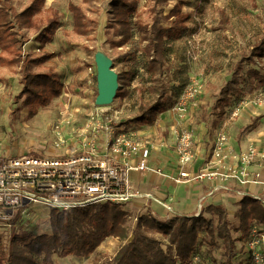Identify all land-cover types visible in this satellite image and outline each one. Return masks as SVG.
Returning <instances> with one entry per match:
<instances>
[{
	"label": "rangeland",
	"instance_id": "374dc122",
	"mask_svg": "<svg viewBox=\"0 0 264 264\" xmlns=\"http://www.w3.org/2000/svg\"><path fill=\"white\" fill-rule=\"evenodd\" d=\"M28 1L13 0L12 6L19 9ZM70 2L79 5L85 12L87 35L78 36L72 32V19L67 8ZM109 2L110 0H45L44 8H50L59 22V27L52 39L42 46L38 42L35 44V39L31 38L25 44L24 51L27 52L30 48L34 50V54H53L39 70L46 71L50 68L56 71L64 88L62 94L47 106L30 111L22 106L23 99H17L21 89L17 75L0 65V157L32 156L54 159L68 156L67 152L75 149L72 148V145L76 144L74 138L81 136L85 125L83 109L88 108L79 99L88 98L90 101H86L91 103L97 95L94 64L97 52L111 60L117 73H134L125 97H116L113 101L122 111V123L137 114L141 102L150 100L146 92H143L142 97L138 93L142 87L148 86L147 76L142 77L145 58L142 57L140 48L133 45V41L123 47L112 45L119 39L111 30L106 29L112 12ZM178 2L182 3L183 13L189 14L186 23L188 33L184 41L178 42L181 48L170 57L163 69L165 93L168 96L174 94L178 81L185 78V75L198 79L201 91L196 97L195 108L186 103L182 105V111L171 114L176 119L178 116L180 120L188 118L193 125H204L218 132L222 130L233 146L254 143L264 155V88L258 86L248 74L251 68L264 72V62L250 59L251 47L264 33V0H215L208 3L203 0H176L169 1L159 9L166 15ZM138 3L141 19L149 23L153 17L151 1L138 0ZM162 24L166 25L168 22ZM243 59L245 60L242 61ZM237 63L241 65L242 71L236 77L237 83L233 85L232 91L227 92L230 101L228 99L224 116L217 119L218 112L212 113V106L229 82ZM182 66H186V74ZM119 90L124 89L121 87ZM235 111L237 116H233ZM206 112L211 115L204 121ZM62 118L72 122L66 127V135H72L73 143L53 149V136L49 126ZM157 120L159 119L153 123ZM249 125L252 126L249 130L243 135H238L241 128ZM46 211L34 207L25 219L15 211L10 228L0 223V253L6 254L13 231L24 234L49 232ZM227 213L231 226H235L233 212ZM129 215L126 218L127 224L134 226V219L139 215H132L130 212ZM232 236L236 238L237 234L232 233ZM155 237L162 247L166 248L167 238L161 234H156ZM215 242V248H211L208 242L201 243L195 252L197 258L191 261V264H212L213 261L215 264H227L225 244L219 240ZM121 243L111 239L105 240L96 252L87 258L66 261L65 258L53 257V261L54 264H103L115 255ZM235 246L238 247V243ZM229 263L243 264V260L240 254H236Z\"/></svg>",
	"mask_w": 264,
	"mask_h": 264
},
{
	"label": "trees",
	"instance_id": "16d2710c",
	"mask_svg": "<svg viewBox=\"0 0 264 264\" xmlns=\"http://www.w3.org/2000/svg\"><path fill=\"white\" fill-rule=\"evenodd\" d=\"M12 1L0 0V65L17 75L21 87L17 99H23L22 106L34 111L59 97L64 84L53 69L39 70L53 54H32L24 51V46L31 38L40 46L51 40L59 22L50 8H44L45 0H29L19 9L12 6ZM150 1L153 17L149 23L139 15L138 0H110L108 4L112 12L106 29L119 39L112 45L123 47L133 41L132 44L140 48L145 58L142 77L147 76L148 86L142 87L138 93L142 97L146 92L150 100L141 102L137 114L121 123L125 128L135 129L152 124L156 115L176 102L191 78L185 75L178 81L174 94L166 95L163 69L170 57L181 48L178 42L185 40L189 14L183 13L182 3L178 2L163 15L159 7L176 0ZM67 8L72 19V32L78 36L87 35L85 12L73 2ZM163 22L168 24L163 25ZM250 55V59L264 62V33L251 47ZM182 70L187 73L186 66H182ZM241 71L242 67L237 63L229 82L216 98L212 113L218 112L217 119L224 116L228 99L230 101L227 92L232 91ZM248 74L264 88V72L251 68ZM133 77L132 72H118V84L124 90L117 92V98L125 97ZM208 115L211 114L206 112L204 121ZM251 125L241 128L239 134L249 130ZM227 212L220 204H210L203 207L197 216L159 220L153 215L143 214L134 217V226H128L126 218L130 215L121 204L104 202L68 211L50 210L47 213L49 232L24 234L13 231L6 254L0 253V264H54L53 257L87 258L107 238H118L122 243L115 255L103 264H191L197 258L195 252L201 243L208 242L211 248H215L216 240L225 244L227 264L236 254H240L243 264H252L251 255L245 251L246 242L253 230L258 236L264 235V203L249 195L242 196L233 213L236 220L233 227ZM232 233L237 234L236 238ZM156 234L167 238L166 248L162 247Z\"/></svg>",
	"mask_w": 264,
	"mask_h": 264
},
{
	"label": "built area",
	"instance_id": "2783aa9c",
	"mask_svg": "<svg viewBox=\"0 0 264 264\" xmlns=\"http://www.w3.org/2000/svg\"><path fill=\"white\" fill-rule=\"evenodd\" d=\"M200 91V82L191 77L169 112L182 111V105L186 103L195 108ZM86 100L89 99H79L88 108L83 109L85 125L81 136L74 138L76 144L72 145V135H66V127L72 123L70 119L62 118L49 126L53 149L64 145L75 148L67 152L68 156L54 159L0 157V223L4 227L10 228L15 211L25 219L34 207L46 212L68 211L104 202L126 205L134 199L151 201L167 212L168 219L175 217L172 206L167 202L150 193L140 194L132 189L130 175L133 173L170 178L175 184L234 180L243 187L260 183L258 174L250 177L247 171L257 158H264L252 143L233 157L236 165L228 168L227 172L211 168L196 173L186 171L185 167L197 154V145L194 133L184 126L176 127L172 133L177 175L169 177L161 168L150 165L149 159L151 151L156 149L155 145L143 138L139 129L121 125L122 111L114 102L100 107L94 101L90 103ZM237 115V111L233 112V116ZM160 146H166V143L162 141ZM227 148L228 138L221 130L211 150L216 168L227 158ZM263 244L264 235L258 236L253 230L245 248L251 255L252 264H264Z\"/></svg>",
	"mask_w": 264,
	"mask_h": 264
},
{
	"label": "crops",
	"instance_id": "0c3cea01",
	"mask_svg": "<svg viewBox=\"0 0 264 264\" xmlns=\"http://www.w3.org/2000/svg\"><path fill=\"white\" fill-rule=\"evenodd\" d=\"M34 43L37 44V42ZM33 51L34 50L30 48L27 50V52ZM176 117L177 119L168 109L156 115L155 120L157 118L159 120H157L155 124L153 123L154 125L150 124L135 127V129L140 130L143 138L147 139L156 147V149L151 151L149 159L150 165L161 168L164 174L169 177L177 175L175 156L172 149V133L176 127L184 126L190 129L195 135L197 154L193 161L185 167L186 171L192 173H196L204 168L216 169L219 172H227L228 168H233L236 165L233 157L240 154L251 144L247 143L244 145L241 143L240 145L235 144L233 146L229 140L228 148L225 151L227 158L216 168L211 157V150L218 131L211 130L204 125H193L188 118L180 120L178 116ZM243 134L244 133L241 135ZM162 141L166 143V146H160V142ZM256 148L258 149L257 146ZM259 154L261 153L259 152ZM247 171L250 177L258 174L260 183L247 184L243 187L239 186L234 180H212L175 184L170 178H162L151 174L133 173L130 177L132 189L134 191L140 194L150 193L156 198L167 202L172 206L175 217H191L199 215L202 208L210 204H220L224 206L228 212L232 211L234 213L237 210V202L243 194L254 198H260L264 203V158H257L248 167ZM124 208L132 213V215L150 214L159 220H168L167 212L164 209L144 199H134L124 205ZM109 239L113 242L120 241L118 238H107L106 240ZM65 259L66 261H68L67 259L73 261V259L76 258L68 256L65 257ZM64 261L65 260H63V262Z\"/></svg>",
	"mask_w": 264,
	"mask_h": 264
},
{
	"label": "water",
	"instance_id": "95a60500",
	"mask_svg": "<svg viewBox=\"0 0 264 264\" xmlns=\"http://www.w3.org/2000/svg\"><path fill=\"white\" fill-rule=\"evenodd\" d=\"M96 67L97 95L95 104L100 107L109 106L116 98L121 86L118 84V73L113 68L112 62L104 54L97 52L94 56Z\"/></svg>",
	"mask_w": 264,
	"mask_h": 264
}]
</instances>
